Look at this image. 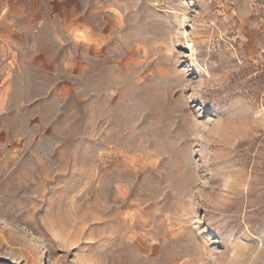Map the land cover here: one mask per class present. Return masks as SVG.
Here are the masks:
<instances>
[{"label":"rangeland","instance_id":"1","mask_svg":"<svg viewBox=\"0 0 264 264\" xmlns=\"http://www.w3.org/2000/svg\"><path fill=\"white\" fill-rule=\"evenodd\" d=\"M0 264H264V0H0Z\"/></svg>","mask_w":264,"mask_h":264}]
</instances>
